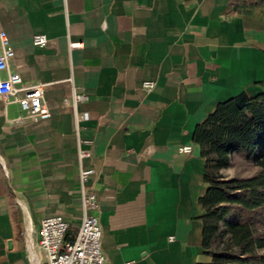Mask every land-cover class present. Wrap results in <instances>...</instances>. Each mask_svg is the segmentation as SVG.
Returning a JSON list of instances; mask_svg holds the SVG:
<instances>
[{
    "label": "crops",
    "instance_id": "crops-1",
    "mask_svg": "<svg viewBox=\"0 0 264 264\" xmlns=\"http://www.w3.org/2000/svg\"><path fill=\"white\" fill-rule=\"evenodd\" d=\"M0 32L14 53L0 80L44 85L50 112L33 120L0 99V264L43 261V218L76 233L78 140L92 143L82 165L95 171L106 264H209L205 162L192 136L219 103L264 92V2L0 0ZM74 87L89 114L78 126L62 103Z\"/></svg>",
    "mask_w": 264,
    "mask_h": 264
},
{
    "label": "trees",
    "instance_id": "trees-1",
    "mask_svg": "<svg viewBox=\"0 0 264 264\" xmlns=\"http://www.w3.org/2000/svg\"><path fill=\"white\" fill-rule=\"evenodd\" d=\"M264 0H255V6ZM192 141L205 162L201 247L209 264H264V92L219 103L196 126ZM240 156L256 171L249 177L220 173Z\"/></svg>",
    "mask_w": 264,
    "mask_h": 264
},
{
    "label": "built area",
    "instance_id": "built-area-1",
    "mask_svg": "<svg viewBox=\"0 0 264 264\" xmlns=\"http://www.w3.org/2000/svg\"><path fill=\"white\" fill-rule=\"evenodd\" d=\"M32 43L35 47L43 48L47 44L45 35H34ZM0 72L7 69L8 61L13 57V49L10 47L4 32H0ZM76 45H72L74 47ZM143 90L150 91L154 82L144 81L141 84ZM0 99L17 103L26 118L38 121H46L50 118V112L44 101V85H23L17 73H8L5 79L0 80ZM86 97L74 87L69 98L63 100V105L70 106L73 112L75 124L89 120L87 112H78V104L84 102ZM91 141L78 140L77 159L79 162L78 184L79 201L81 207L80 224L76 233L67 239L69 224L60 217H46L40 221L37 231L36 248L41 252L43 261L39 264H106L101 247L102 232L97 211V195L89 185L95 171L91 167L82 165V161L90 157ZM84 145L87 149H82ZM181 153H188L189 146L179 149Z\"/></svg>",
    "mask_w": 264,
    "mask_h": 264
},
{
    "label": "rangeland",
    "instance_id": "rangeland-1",
    "mask_svg": "<svg viewBox=\"0 0 264 264\" xmlns=\"http://www.w3.org/2000/svg\"><path fill=\"white\" fill-rule=\"evenodd\" d=\"M231 163L230 168L220 172L225 178L249 177L256 171V168L251 163L246 162L238 155L232 157Z\"/></svg>",
    "mask_w": 264,
    "mask_h": 264
}]
</instances>
